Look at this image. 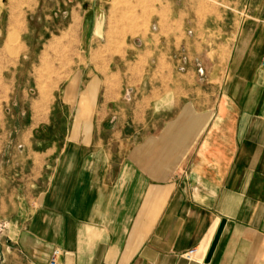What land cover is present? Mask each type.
Returning a JSON list of instances; mask_svg holds the SVG:
<instances>
[{
    "label": "crops",
    "instance_id": "obj_1",
    "mask_svg": "<svg viewBox=\"0 0 264 264\" xmlns=\"http://www.w3.org/2000/svg\"><path fill=\"white\" fill-rule=\"evenodd\" d=\"M105 2L23 39L68 78L0 117V264H264V0H146L118 37Z\"/></svg>",
    "mask_w": 264,
    "mask_h": 264
},
{
    "label": "rangeland",
    "instance_id": "obj_2",
    "mask_svg": "<svg viewBox=\"0 0 264 264\" xmlns=\"http://www.w3.org/2000/svg\"><path fill=\"white\" fill-rule=\"evenodd\" d=\"M76 2L77 0H39V6H36L37 0H0V24L2 26L0 42L7 35L6 40L8 38L9 47L12 48L10 53H6L5 44L2 47L0 43V56L1 52L6 56L4 59L0 57V117L2 115L10 118L30 117L32 102L37 103L34 109L43 113L46 110L45 106L61 93L68 77L55 74V72L58 71L56 67L64 69L66 61L62 57L58 60H50L47 52L41 61L32 57L24 58L23 54L26 50L23 39L34 37L32 52L34 50L39 52L40 42L50 36L73 34L66 32L67 30L63 28L70 21L71 8ZM145 3L146 0H107L100 8L101 13H98L103 15L100 21L107 29L106 34L117 37L135 34L134 25L141 21L145 23L146 11L143 7ZM58 7L61 11L55 13ZM97 10V7L90 9L89 21L95 20ZM14 14L18 17L19 29L11 28ZM19 62L21 63L20 74L14 76L12 75L13 66ZM22 88L26 90L23 92ZM13 125L14 127L19 126L16 123Z\"/></svg>",
    "mask_w": 264,
    "mask_h": 264
},
{
    "label": "built area",
    "instance_id": "obj_3",
    "mask_svg": "<svg viewBox=\"0 0 264 264\" xmlns=\"http://www.w3.org/2000/svg\"><path fill=\"white\" fill-rule=\"evenodd\" d=\"M261 66L264 69V56L261 61ZM61 254H62V251L60 248L54 249L53 252L51 253L49 264H57Z\"/></svg>",
    "mask_w": 264,
    "mask_h": 264
}]
</instances>
